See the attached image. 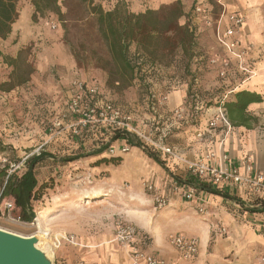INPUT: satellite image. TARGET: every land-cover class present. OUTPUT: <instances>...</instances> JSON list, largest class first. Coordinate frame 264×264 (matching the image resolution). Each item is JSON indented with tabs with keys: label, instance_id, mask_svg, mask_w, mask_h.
<instances>
[{
	"label": "rangeland",
	"instance_id": "374dc122",
	"mask_svg": "<svg viewBox=\"0 0 264 264\" xmlns=\"http://www.w3.org/2000/svg\"><path fill=\"white\" fill-rule=\"evenodd\" d=\"M99 1L94 0L93 3ZM184 1L190 6L188 17L192 18L197 1ZM206 2L213 6L212 13L216 17L222 8L216 0ZM106 5L105 9H109L110 5ZM69 7L73 10L76 5L73 2ZM17 8L19 17L13 25L14 33L6 39H0V142L13 148L0 152V173L3 170L6 175L23 172L25 165L13 171L11 165L17 164L14 159L22 160L31 153L36 154L37 150L54 152L58 158L56 161L47 159L36 167L39 181L51 178L55 183V187L46 192L43 202L33 203L36 216L43 215L42 223L39 221L42 228L38 227V221L33 224L15 223L5 217L0 219V226L24 235L36 232L47 235L46 242L51 247V240L61 234L80 238L95 235L98 240L105 237V230L112 237L113 222L131 221L127 213L155 207L153 195L145 184L155 181V175L150 173L156 169L150 168L149 156L138 147L122 155L121 163L109 164L102 172L91 165L88 159L70 167L59 161L61 157L69 155L62 152L67 149L60 147L61 140L56 141L46 134L54 130L53 122L57 118L62 119V113H66L71 81L79 77L96 82L100 86L99 99L102 103L111 102L123 111L132 113L141 127L143 125L153 131L158 127L164 130L169 122L164 120L165 114L161 110L156 114V120L148 115L150 93L160 96L173 88L184 89L187 95L197 91L211 101L221 92L211 84L216 77L209 67V58L216 52L212 35L214 29H197L199 34L190 59L178 49L173 58L160 54L159 60L152 63L147 57L139 55L137 45L132 44L131 57L137 61V72L134 80L122 87L118 82L110 83V69L115 65H105V59L109 58L108 46L98 33L95 17L88 10L78 28L69 26L65 29L54 14L44 15L34 22L31 0H18ZM260 11L264 18V6ZM75 12L79 13L77 10ZM159 45L164 47L165 41L161 39ZM257 62L264 65V53L260 54ZM164 122H167L166 126ZM187 131L190 134L188 138H191L193 130ZM180 139L178 142H181ZM170 142L174 141L170 139ZM123 143V140H118L112 146L117 148ZM53 147H58L60 153L56 154L57 150L54 151ZM76 151L79 150H73ZM107 155L113 154L108 150ZM162 157L166 158L165 155ZM137 164L142 169L146 168L145 173L149 170L150 173L137 179L132 174ZM166 179L164 173L168 192ZM157 186L159 188L160 184ZM43 244L46 243H40ZM100 247L103 255L105 252L111 255L109 247ZM118 248L123 252L122 248ZM82 249L68 243L60 249H53L55 264L85 263L91 255L85 248ZM119 250H114V253H120Z\"/></svg>",
	"mask_w": 264,
	"mask_h": 264
},
{
	"label": "crops",
	"instance_id": "0c3cea01",
	"mask_svg": "<svg viewBox=\"0 0 264 264\" xmlns=\"http://www.w3.org/2000/svg\"><path fill=\"white\" fill-rule=\"evenodd\" d=\"M172 1L175 0H127V2H119L116 5L123 4L131 12L140 13L147 9H158L161 5ZM194 1H197L195 4H200L203 7L208 17L216 18L221 13L219 12L214 17L213 6L210 3L206 0ZM182 2L188 15L190 6L184 0ZM226 3L229 12H240L244 15V27L238 38L244 45H254L249 54V59L252 62L251 69L254 74L248 76L239 72V74L236 73L237 75L221 79L218 76L220 62L216 64L217 66L210 64V70L215 73L216 77V80L213 78L211 84L222 92L235 88L228 99H232L235 91L246 90L261 95L262 101L252 102L248 105L245 115L253 117L247 122L248 125L232 124L228 132L219 125L202 142L196 139L195 129L191 138H188L190 135L188 131L186 134L181 132V142L176 146L183 156L190 160L196 159L210 150L219 149L220 146L233 163H238L243 156L250 154L253 157L255 172L264 173V65H259L257 62L260 54L264 53V18L260 11V8L264 6V0H227ZM187 20H190L191 27L196 29V37L199 34L197 33L199 27L204 31H211L213 28L204 23L201 15L195 14L192 18L183 17L181 22L184 23ZM13 33L14 27L11 36ZM212 35L214 45H216L213 30ZM215 49L216 52L214 53L219 54V59L229 57L217 45ZM212 55L214 54L212 53ZM233 67L235 68L236 65L233 64ZM166 94L168 95L169 106L173 110L176 106L182 105L187 95L184 89L176 90V88L166 92ZM217 111L216 106L205 111L206 120L210 119ZM206 122H203L201 126L204 129ZM147 158L150 162V168L156 169V173H153V170L151 173L150 170H147V173L155 175L154 182H147L160 184L159 193L169 201V205L163 209L155 204L154 208H141L137 212L132 211L126 215L131 221H127L128 219L125 221L136 226L137 237L147 251L164 258L166 264H261V257L264 256V197H256L252 201L249 195L238 185L227 184L219 187L202 180L192 179L187 174L186 166L182 162L168 159L164 160L163 165H160L152 158ZM140 164L135 166L136 168L132 173L137 176V179H141L147 174L145 173L146 168H140ZM164 173L167 176L168 192L165 189ZM177 177L180 178V181ZM177 181L188 186L197 184V195L192 201L184 199L175 191L173 193V185ZM209 186L223 191L229 197L213 193L209 190ZM202 200L205 201V206L209 211L208 215H201L197 212L198 205L202 203ZM179 213L182 215H176ZM103 217L105 218V215ZM114 223L112 224L113 229ZM221 227L226 228L227 232L219 233L217 230ZM175 233L197 239L199 242L198 254L191 259H184L182 253L177 251L169 241V236ZM103 234L105 237L98 240L95 235H89V237L86 235L80 238L61 234L51 240V244L54 250L60 249L68 243L77 246L78 249L84 250L82 248H85L86 252L89 251L91 257L85 260V263L82 261L78 264H96L99 262L101 264H131L126 253L119 250L114 239V232L112 237H109L105 230ZM100 246L109 247L112 251L111 255L106 252L103 255ZM114 250H119L120 253H114Z\"/></svg>",
	"mask_w": 264,
	"mask_h": 264
},
{
	"label": "trees",
	"instance_id": "16d2710c",
	"mask_svg": "<svg viewBox=\"0 0 264 264\" xmlns=\"http://www.w3.org/2000/svg\"><path fill=\"white\" fill-rule=\"evenodd\" d=\"M17 2L18 0H0V39H6L12 33L13 25L19 17ZM73 2L76 7L72 10L69 5ZM93 2L94 0H31L34 7L32 20L36 22L44 15L54 14L64 24L63 27L65 29H68L69 26L78 28L88 10L95 17L98 33L108 46L109 58L105 59V65H115L114 68L110 69V83L118 82L122 87L127 86L128 83L134 80L137 72V61L131 57V45L134 43L137 45L138 54L142 57H147L152 63H156L159 60L160 54L173 58L178 49L182 50L186 58L190 59L192 57L196 29L191 27L190 20L184 23L181 22L183 17H188L182 0H175L161 5L158 9H147L145 12L140 13L131 12L123 4L115 5L111 9H105L106 4H109L106 0H100L99 3ZM63 8H65V11ZM75 10L79 11V13L75 14ZM72 12L73 14H70ZM161 39L165 41L164 47L159 45ZM1 56L2 51L0 50ZM245 64L250 65L252 62L246 59ZM194 93L192 91L190 95H186L182 103V105L186 106V118L176 121L177 123L174 126H170L163 133L165 144L178 145L181 132L186 134L187 130H196L201 127L203 122L207 121L205 110L221 104L226 109L231 125H248L247 122L253 118L250 115H245L248 105L252 102L262 101L261 95L246 90L235 91L232 99H228V96L223 103H221V99L225 93L222 91L211 101L205 99L199 92L198 96ZM152 95L153 93H150L148 96L147 105L150 110L148 115L156 120L158 116L151 110L152 103L155 101ZM198 105L201 106V109L196 111ZM166 110L168 114L164 120L171 123L173 109L170 108L168 101ZM61 117L64 131H61L60 128H54V130L47 131L46 136H52L51 138L56 141L61 140L60 147L63 146L67 149L63 148L62 152H67L69 155L59 159L64 166L68 165L70 167L74 163L88 159L91 165L102 172L109 164L117 165L123 160V156L120 154L107 155V151L116 141L123 140V142H128L132 148L138 147L141 149L140 140L133 135L120 131V129L102 125H90L78 127L80 131L75 133L72 128L65 129V127L78 121V117L72 114ZM164 123L166 126L167 122ZM142 128L149 132V129L143 125ZM161 131L158 127L155 130L156 136H159L162 133ZM170 139L174 142L171 143ZM57 148L53 147L54 151L57 150L56 154L60 153V149ZM7 149L13 150L11 146L0 142V152H4ZM75 149L79 151L73 152ZM143 151L160 165L164 164L166 159L162 157L164 153L152 147ZM57 158L54 152L47 153L43 149L40 154H34L26 159V168L23 172L6 175V171L3 170L0 173V202L5 200L12 201L14 203L12 214L15 216L19 215L26 221L30 220V213L35 212L33 203L43 202L46 192L55 187V183L51 178L39 181L36 175V167L47 159L56 161ZM14 160L17 163L21 161L20 158ZM209 190L215 194L229 197L219 189H213L209 186Z\"/></svg>",
	"mask_w": 264,
	"mask_h": 264
},
{
	"label": "built area",
	"instance_id": "2783aa9c",
	"mask_svg": "<svg viewBox=\"0 0 264 264\" xmlns=\"http://www.w3.org/2000/svg\"><path fill=\"white\" fill-rule=\"evenodd\" d=\"M109 2V9L119 2H127V0H106ZM227 0H217L218 5L222 8L221 13L216 18L208 17L200 4H196L195 13L203 17L206 25L213 27L215 32L216 45L222 48L228 54V58L219 59V54L211 55L210 64L212 66L218 65V76L225 79L228 76L235 75L242 72L251 76L254 72L251 65L245 64L246 59H249V54L254 48V45H244L238 35L242 32L244 27L245 18L240 12H229L227 8ZM225 23V24H224ZM224 25V27H223ZM55 28L56 25H53ZM250 60V59H249ZM233 64L236 67H233ZM236 74V75H237ZM235 89V88H234ZM234 89H230L223 94L221 103L228 98ZM100 86L96 82H88L86 80L76 77L71 81L69 86V100L66 109L67 114H72L78 117L75 121L68 125L75 133H79L80 128L90 125H102L104 127H112L120 129L129 135L135 136L141 141V149L148 150L149 147L156 149L166 156V160H176L182 162L186 166V172L192 179L202 180L212 185H238L249 198L253 201L256 197H264V173L255 172L252 155L248 154L243 156L238 163H233L228 154L222 149H213L196 159H187L179 151L176 145H167L163 141V133L170 126H174L178 120L186 118V106L180 105L172 112L171 123L159 136H156L155 131L152 129L146 132L136 121L132 113L123 111L120 107L111 102L102 103L99 99ZM198 96V92L195 93ZM155 101L152 103L151 110L158 114L161 110L165 117H167L166 103L168 95L166 92L160 96L153 93ZM218 111L206 122L205 129L199 127L195 131V137L199 142H202L208 135L212 134L219 125L230 131L231 123L228 120L226 109L222 104L216 106ZM201 109V106L196 107V111ZM210 109V108H208ZM206 109L205 111H207ZM164 117V118H165ZM53 128H60L63 130L62 119L57 118L53 122ZM59 130V131H60ZM58 131V132H59ZM128 142H124L119 147L111 146L109 152L113 155H124L131 150ZM41 151L37 150L36 154ZM33 153H31L32 155ZM29 156L23 158L19 163L12 164L13 171L21 169L25 165V161ZM178 178V177H177ZM180 178H178L179 180ZM180 181V180H179ZM179 181L173 185V191L179 193L184 199L190 201L196 197L197 184L182 185ZM145 187L153 194V201L160 207L169 205V201L159 193V188L155 183H146ZM1 195V194H0ZM14 203L10 200L0 202V218H7L15 223H35L37 216L28 221L24 220L21 216L12 214ZM197 212L201 215H208L209 211L205 206V201L198 205ZM1 227V226H0ZM219 233H226V228L217 230ZM114 239L119 247L126 253L131 260V264H166L164 258L147 251L143 243L137 237V228L130 222L124 220H117L114 228ZM171 245L179 252L182 253L184 259H191L198 254L199 242L195 238H187L179 233L171 234L169 236ZM261 264H264V257L261 259Z\"/></svg>",
	"mask_w": 264,
	"mask_h": 264
},
{
	"label": "water",
	"instance_id": "95a60500",
	"mask_svg": "<svg viewBox=\"0 0 264 264\" xmlns=\"http://www.w3.org/2000/svg\"><path fill=\"white\" fill-rule=\"evenodd\" d=\"M30 217L35 218V212ZM47 238L38 232L24 235L0 227V264H55V253Z\"/></svg>",
	"mask_w": 264,
	"mask_h": 264
},
{
	"label": "bare ground",
	"instance_id": "6f19581e",
	"mask_svg": "<svg viewBox=\"0 0 264 264\" xmlns=\"http://www.w3.org/2000/svg\"><path fill=\"white\" fill-rule=\"evenodd\" d=\"M43 217V215H41V214H39V216L37 217V219H36V222L38 221V227L39 228H42V224H40V222L39 221H41V218ZM41 223H42V221H41ZM38 229V228H37Z\"/></svg>",
	"mask_w": 264,
	"mask_h": 264
}]
</instances>
